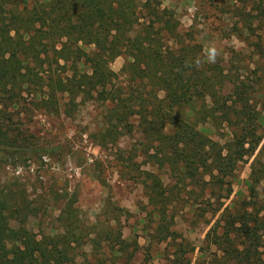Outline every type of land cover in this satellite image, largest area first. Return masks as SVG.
Here are the masks:
<instances>
[{"label":"trees","instance_id":"trees-1","mask_svg":"<svg viewBox=\"0 0 264 264\" xmlns=\"http://www.w3.org/2000/svg\"><path fill=\"white\" fill-rule=\"evenodd\" d=\"M161 4L0 0V111L6 114L0 121V152L10 154L1 155L0 163L8 164L15 153H48L3 122L11 120L8 109L16 108L23 94L40 97L47 112H57L63 97L71 105L78 97L102 104L108 137L119 126L130 131L135 119L146 154L152 150L150 156L178 180L200 178L213 193L224 190L222 198L231 192L236 164L260 146L250 165L249 200L224 208L205 241L215 251L213 264H264V141L254 90L205 62L193 30L182 29L174 10ZM241 16L248 41L253 20L264 23V0L253 1ZM118 56L126 59L120 75L109 68ZM227 86L232 95L224 92ZM206 125L228 130L226 142L209 137ZM143 174L148 202L164 218V185L153 172ZM37 210L23 187L0 180V264H72L71 244L80 237L71 204L60 212L61 234L33 233L28 221ZM112 234H107L111 248L124 250L120 235L113 239ZM172 264L188 263L176 255Z\"/></svg>","mask_w":264,"mask_h":264},{"label":"rangeland","instance_id":"rangeland-1","mask_svg":"<svg viewBox=\"0 0 264 264\" xmlns=\"http://www.w3.org/2000/svg\"><path fill=\"white\" fill-rule=\"evenodd\" d=\"M160 1L174 10L182 29L193 30L205 62L218 64L253 88L264 141V23L253 20L247 41L241 16L255 0ZM213 50L214 60L210 59ZM125 60L118 56L109 68L120 75ZM224 92L233 94L231 86ZM39 99L23 94L16 108L8 109L13 111L11 120L3 122L29 135L28 143L48 151L47 155L15 153L11 155L17 157L8 164L0 163V180L23 187L38 209L28 221L33 233L38 237L61 234L59 215L69 203L78 219L74 233L80 237L78 244H71L72 264H97L99 260L106 264H125V260L128 264H172L176 255L188 264H213L215 251L207 246L206 234L224 208L249 200L250 165L260 146L236 164L231 192L222 198L224 190L213 193L200 178L178 180L166 164L160 166L150 156L152 150L146 154L135 119L130 120V131L119 126L108 137L102 104L78 97L71 105L63 97L57 112H47ZM5 116L0 111V121ZM205 128L221 145L228 139L225 128ZM6 154L10 155L0 152V156ZM146 171L160 177L164 185L168 196L164 218L148 202L143 187ZM109 233L113 239L120 235L124 250L117 251L116 245L111 248Z\"/></svg>","mask_w":264,"mask_h":264},{"label":"clouds","instance_id":"clouds-1","mask_svg":"<svg viewBox=\"0 0 264 264\" xmlns=\"http://www.w3.org/2000/svg\"><path fill=\"white\" fill-rule=\"evenodd\" d=\"M210 59L214 60V50H213V56H212V57H210Z\"/></svg>","mask_w":264,"mask_h":264}]
</instances>
